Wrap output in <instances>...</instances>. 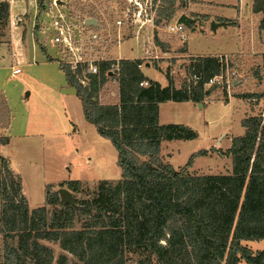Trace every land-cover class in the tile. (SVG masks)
<instances>
[{
  "label": "trees",
  "instance_id": "16d2710c",
  "mask_svg": "<svg viewBox=\"0 0 264 264\" xmlns=\"http://www.w3.org/2000/svg\"><path fill=\"white\" fill-rule=\"evenodd\" d=\"M174 5L175 0H161L156 26L175 17ZM252 10L261 14L259 28L264 29V0H252ZM8 12V2L0 1V18ZM57 62L81 101L85 119L116 149L121 176L100 180L86 198L78 197L88 189L80 179L60 182L72 193L73 203H64L54 185L46 184L45 204L30 209L20 176L6 173L0 184V264H51L55 252L44 242L58 243L55 264H66L69 254L78 264H126L128 255H136L135 264H264V249L254 252L241 243L264 238V117L244 118V134L233 137L226 151L212 148L231 157V173L188 172L205 149L192 153L178 170L159 158L161 140L193 139L197 133L183 124H158V103H202L212 92L204 82L223 67L219 57L196 58L190 68L201 81L183 82L179 88L171 80L161 87L144 76L138 59L101 60L97 73H88L86 64L71 69ZM112 63H117L113 76L119 102L103 104L99 90ZM83 70L87 85L77 77ZM261 71L264 84V53Z\"/></svg>",
  "mask_w": 264,
  "mask_h": 264
},
{
  "label": "rangeland",
  "instance_id": "374dc122",
  "mask_svg": "<svg viewBox=\"0 0 264 264\" xmlns=\"http://www.w3.org/2000/svg\"><path fill=\"white\" fill-rule=\"evenodd\" d=\"M12 1L17 3V5L13 4L12 13L19 10L23 13H15L11 18H8V16L4 19L0 18V41H2L0 43L3 48L10 52V61L15 60L13 54L15 51H13L11 39L16 35L18 26H23L24 31L32 32L34 41L40 48L45 52L47 51L46 53H48L49 56L55 57L57 51L55 48L56 46H53L49 41L53 34L49 26L50 16L43 13L46 8L43 0ZM63 2L64 3L58 8L52 9L55 14L69 12L71 15L77 14L80 17L87 14L93 15V17L99 20L101 31L97 40L90 41L87 38L86 31L83 34L81 33L77 39V43L81 48L79 49L86 54V58L102 56L109 58L112 56L110 54L112 48L119 46L125 40L135 37L140 30H143L142 28L154 26V24L149 22L142 27L138 25H123L121 28H118L115 20L124 18L127 21L133 12V7L128 4L127 0H63ZM154 2L156 9L161 0H156ZM186 3H188V0H175V5L173 6L177 8L175 17L156 28L157 34L159 33L164 37V39L168 41L167 43H172V45L169 46L171 48L169 50V56L174 58L168 60H172V62L176 63L175 74L180 76L181 83L188 82L190 74L192 73L189 67V60L192 59V57H183L182 61H184V64L178 67L177 65L180 62L175 61L178 57L173 56L178 52V48L184 47V44L189 46L192 54L197 55L213 52L233 53L240 49H246L247 46V41L243 42L240 40V35L237 34L235 26L233 25L227 28L220 27L216 33L209 31L210 28L206 29L207 32L199 27H197L195 31H191V25L185 26L183 32L186 38L184 41H181L176 34L164 32L167 24H174V21L180 14L184 12L187 14L189 12L188 5L186 8L179 7ZM27 7L28 10L25 11ZM227 14L232 16L236 14V12L231 9ZM24 31L23 29L20 31V40L25 42L28 38V33ZM262 36L264 37V31L262 32ZM121 50L122 48L120 51ZM23 51L25 53V60L20 61L19 67L21 72L16 77H12L10 74L11 62L0 64V144H4L1 140L6 139V137L3 136V132L8 128V135H10L11 138L5 150L8 152L7 156H9L11 160L12 168L18 172L21 178L22 193L33 209L34 207L37 208V206L40 207L43 203L46 184H53L54 190H57L61 187L58 182L68 179H80L83 183H86L88 189L87 191L82 190L78 194V197H91L92 191L100 180L107 179L116 181L120 178L121 170L117 164V151L109 139L99 135L96 131V127L84 120L81 105H77L66 93H43V95L40 96L39 92L33 90L29 98L25 97L26 91L32 88L38 90L41 84L40 80L48 85L54 86L58 91L65 89L67 82L65 74L54 61L47 63L45 71H40L39 66H36L37 62H32V55L29 48ZM38 51L40 52V50ZM40 54H43V52ZM155 54V52H151L148 55L155 57ZM158 55L160 56V54L156 56ZM222 57L228 59V74H230V71L235 68L234 62H231L233 58L227 55H222ZM145 60L148 59L145 58L143 61ZM13 64H15V61ZM250 67L251 69L249 70H251L252 74L261 71V64L258 62H254ZM240 68L239 71L241 72L242 68ZM235 73L236 79L241 80V83L246 81L247 76H239L237 71H235ZM228 78L234 79L235 77L230 75ZM245 86L246 89L242 88L243 86L239 85L238 87V85L235 84L230 87L226 84L211 86V94L204 98V100H210L207 105L208 108L201 109L198 107L196 109L197 113L191 116L190 122L194 126L193 129L198 133V137L192 140H176L171 144H163L159 152L160 160L164 163L171 164L178 170L185 166L192 153L197 152L198 149H204V146L213 140L217 130H220L221 125L226 120H231L235 122L236 125L238 123V113H233L231 110L224 111L223 106H221L222 103L214 100L224 99L228 94L236 95L237 93H243L252 89L248 84ZM70 87L71 86H69V88ZM64 94L67 98L63 97ZM263 106L260 105L258 110H262ZM37 109L40 110L39 118L37 119L42 120L47 116L49 117L48 127L40 123V129L44 134L50 135L54 133L50 128L52 124L58 129L54 134L67 133V135L62 136L64 140L52 139L50 140V145L47 147V142H43L44 138L39 141L35 137L20 136L26 128L28 112L32 110V113H34ZM260 113L261 112H259V114ZM40 114H46L47 116H42L41 118ZM72 122L74 124H72ZM33 124L35 125V123ZM74 125H76L79 130L78 134H75L73 131ZM225 139L226 137L223 139L221 147L219 143H216L217 148L213 145L206 148L205 150H207V153L204 155V158L196 160V157L200 155L193 158L192 164L187 167L188 172L192 174L204 172H208V174H226L224 171L230 166L229 158L226 159V155L212 150V148H214L222 152L226 151L228 148H225ZM80 148L83 149L84 152H81ZM1 158L6 161L7 169L4 168ZM8 172L9 174H17L12 171L6 158L0 154V184ZM1 204L2 200L0 198V208ZM44 204L45 202L43 205ZM74 227L80 228V221H75ZM3 236V233L0 232V245L3 244ZM9 241L11 243L16 242V240L13 239H9ZM44 243L50 245L54 249V259L51 264H55V259L61 251L58 243ZM251 245L252 249L263 247L257 244L256 241H251ZM67 256L68 260L66 264H78V260L75 257L70 254ZM128 256L130 257V261L126 264H135L137 259L136 255ZM244 264L246 263L244 262Z\"/></svg>",
  "mask_w": 264,
  "mask_h": 264
},
{
  "label": "crops",
  "instance_id": "0c3cea01",
  "mask_svg": "<svg viewBox=\"0 0 264 264\" xmlns=\"http://www.w3.org/2000/svg\"><path fill=\"white\" fill-rule=\"evenodd\" d=\"M6 1L9 4L8 18H11L15 13H19V14L23 13V12H20L19 9H17L19 11L12 13L13 4L17 5V3L12 0H6ZM187 5L189 6L188 7L189 12L187 13V15L196 19L195 22L191 23V26H190L192 27L191 31H195L197 27H199L203 29V31H205L207 28H210L209 31L216 33L220 27L227 28L228 26L233 25L235 26L237 34L240 35V40H242L243 42L247 41L246 49H243V50L240 49L233 53L213 52V53H208V54L205 53V54L197 55V54H192V52L189 49V46L187 44H184L183 45L184 47L178 48L177 49L178 52H176V54L173 55V56L178 57V59L175 60L176 62H180L177 65L178 67L179 66L181 67V64H184V61H182V58L186 56L192 57V59L189 60V64L191 66L195 62L196 58L198 57H204V56L220 57L222 55H227L233 58L231 61V62H234V65H235V68H233V70L237 71L239 76H244V77L247 76L246 81L242 82L243 84L241 83V80H238V79L234 80V84L238 85V87L239 85L243 86L242 88L244 89H246L245 85L248 84V86L252 88L250 91L248 90L243 93H237L236 95L228 94V96H225L224 99L222 98V99L214 100L216 102L222 103L221 106H223L224 111L231 110L233 113L237 112L238 113V118H237L238 123L235 125V122L231 120L230 121L226 120L221 125L220 130L219 129L217 130L216 135L213 137V140H211V142H208V144L204 146V149L209 148L212 145L215 148H217L216 143H219V146L221 147V144H223V139L225 137L226 139L224 140V142H225V148L227 149L231 146V140L233 137L241 136L244 134L245 127L242 126V123H241V121L244 118L248 116L264 117V106H263L264 95L260 94L261 92L264 91V84H263V81L258 76V75L260 76L262 75V71L256 72L257 74L255 73L252 74L251 70H249L251 69L250 66H252L254 62H258L259 64H261V69H262V54L264 53V37L262 36V32L264 31V29L259 28L261 14L253 12L252 0H188V3L181 5L179 7L186 8ZM231 9L235 10L236 14L232 16L228 15L227 12ZM27 10H28V7L27 9H25V11ZM193 15H197V16L193 17ZM222 19H226V20H222ZM212 21L216 23L224 22V24H220L216 27L215 30H212L210 27ZM156 28L157 26L155 24L154 26H146L145 28H142L143 30H140L135 35V37L125 40L119 46L112 48V51L110 53L112 56L109 58L106 57L105 59H110V60L113 59L116 61H119L121 59H128V60L138 59L140 61V64H139L140 71L143 73L144 76L159 83L161 87L167 86L169 84V80H171L173 86L175 88H179L182 83H181L180 76L175 74L176 73V68H175L176 63L172 62V60H168V59L174 58V57L169 56V53H170L169 50L171 49L169 46L172 45V43L171 42L167 43L168 41L165 40L164 37H162L159 33L157 34ZM22 29L24 31L23 26H18V29H17L18 31L16 35L12 37L11 39L12 48H13V51H15V53L13 52L15 60L10 61L9 59L10 52L6 50L5 48H3L0 43V64L4 62L12 63L11 73H10L12 77H16L21 72L19 63L20 61L25 60L24 59L25 53L23 50H25L26 48L27 49L29 48V50L31 51L32 62L33 63L37 62L36 66H39L40 71H45V68L48 62L54 61L56 64H58L57 60H50L47 57L48 55V53H46L47 51L45 52L34 41L32 32L24 31L25 33H28V38L25 40V42L23 40H20V31ZM164 32L168 33L166 30ZM155 38H156V41H155ZM121 48L122 50L120 51ZM38 50H40V52ZM41 52H43V54H40ZM151 52L156 53L155 57L148 55ZM157 54H160V56L159 55H158L159 57L156 56ZM50 57L55 59V57L51 55ZM145 58H147L148 60L143 61ZM14 61H15V64H13ZM240 67L242 68L241 72L239 71ZM14 68H19L20 69L19 72L13 74ZM113 75H114V72L112 73L110 77H107L108 80L99 90L98 100L100 103L117 104L119 102V99H118L119 93H120L119 84L114 78L115 76ZM40 83L41 84L39 85L38 90H35V88H32L29 91H26L25 97L29 98L32 95L33 90L36 92H39L40 96H42L43 93H48V94L49 93H66V95L72 98L76 102L77 105L79 104L81 105V101L76 95L75 89L72 86L69 88L70 85L68 86L67 84V86H65V89L58 91L57 88H54V86L46 84L42 80H40ZM141 85L145 86V84H141ZM255 94H259V95H255ZM66 95L64 94L63 97L67 98ZM209 101L210 100H204L202 103H196L190 100H187V101L166 100L163 102H159L158 103V124L160 125H165V124H170V123L183 124L193 129L194 126L190 122L191 116H194L197 113L196 109L198 107L201 109H204V108L207 109L208 108L207 105L209 104L208 103ZM260 105L263 106L262 110L260 109L258 110ZM39 112L40 110L38 109L35 110L34 113H32V110L28 112L27 119H26V128L23 130V133L20 136L35 137L39 141L40 139L44 138L43 142H47V147L48 145H50V140L52 139L64 140L62 136L67 135V133L54 134L58 131V129L56 126L52 124L50 128H51V131L54 133L50 135L44 134V132L40 129V126L42 124L48 127L49 117L46 114L44 115L40 114L41 118L42 116H47V117H45L42 120L37 119L39 118L38 117ZM259 112L261 113L259 114ZM82 116L84 120L88 122L85 119L84 114ZM33 123H35V125ZM72 124L74 123L72 122ZM73 131L75 132V134L79 133V130L76 125H74ZM8 132H9L8 128L5 129V132H3V136L6 137V142L4 144H0V154H2L6 158L12 171L18 174V172L12 168L11 160L9 159V156H7L8 152H6L5 150V148L10 143V138H11V136L8 135L9 134ZM197 137H198V133L195 138ZM176 140H192V139H170V140L163 139L161 140L160 147H162V145L165 143L171 144L173 141H176ZM74 147L77 150L75 145ZM80 150L81 152H84L83 149L80 148ZM225 157L226 159L229 158L230 166H228V169L225 170L224 173H231L232 171L231 158L229 156H225ZM201 158H204V155H200L199 157H196V160H199ZM200 174H208V172H204ZM44 202H45V199L43 203ZM43 203L40 206H42ZM29 208L32 209L30 205H29ZM251 241H256L257 244H260L263 247L261 246L262 248L252 249ZM241 243L251 248L254 252L264 249V238L258 239V240H242ZM244 262L245 261L241 260L238 264H244Z\"/></svg>",
  "mask_w": 264,
  "mask_h": 264
},
{
  "label": "built area",
  "instance_id": "2783aa9c",
  "mask_svg": "<svg viewBox=\"0 0 264 264\" xmlns=\"http://www.w3.org/2000/svg\"><path fill=\"white\" fill-rule=\"evenodd\" d=\"M128 4L133 7V12L129 19L126 21L124 18H118L115 20L118 28L124 26H133L138 25L142 27L146 23L154 24V18L156 16L155 2L154 0H127ZM46 8L43 13L47 16H50L49 26L52 30V36L49 41L53 46H56V56L55 59L68 64L71 69H76L80 65H87L88 73H97L98 72V64L97 62L101 60H110L105 59L106 57H96V58H86V54L83 53L77 43V39L83 34L85 31L87 33V38L90 41L97 40L99 38L100 23L96 17L83 15L80 17L77 14L71 15V13H58L52 11V9H56L61 6L64 2L63 0H43ZM155 9V10H154ZM88 17H92L97 21V25H89L85 23V19ZM166 31L170 34H176L181 41H184L186 38L184 31L185 25L182 23H178L177 19L173 23H169L166 26ZM91 28V29H90ZM93 28V29H92ZM96 29V30H95ZM80 48V49H79ZM222 61L223 67L219 74L213 75L209 77L204 82V87H211L216 85H224L226 84L228 87L234 84V80L236 79V73L234 70L230 71L228 74V59L226 57H219ZM117 68V63H112L110 68L105 73L106 77H110L114 70ZM19 68L13 69V74L19 72ZM86 71H82L77 75L79 82L82 85H86L89 82V76ZM230 75H233L234 79H229ZM202 77L200 74L196 72H192L190 74L188 82L198 83L201 81ZM141 84H147V82H142Z\"/></svg>",
  "mask_w": 264,
  "mask_h": 264
},
{
  "label": "water",
  "instance_id": "95a60500",
  "mask_svg": "<svg viewBox=\"0 0 264 264\" xmlns=\"http://www.w3.org/2000/svg\"><path fill=\"white\" fill-rule=\"evenodd\" d=\"M195 20H196L195 18H192L185 13H182L177 17V22L182 23L185 26L191 25V23L195 22ZM85 23H87L89 25H95V26L97 25V21L92 17L86 18ZM220 24H224V22L216 23V22L212 21L210 27L212 30H215L216 27ZM3 165H4V168L7 169V165H6L5 161L3 162ZM58 192H59V196H60L61 200L64 203H66V202L73 203V195L67 188L60 187L58 189Z\"/></svg>",
  "mask_w": 264,
  "mask_h": 264
}]
</instances>
